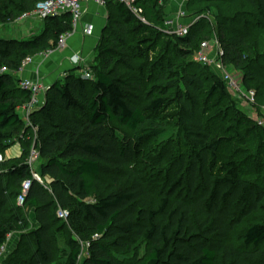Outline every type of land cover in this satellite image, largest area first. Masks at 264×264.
Segmentation results:
<instances>
[{"label":"trees","instance_id":"obj_1","mask_svg":"<svg viewBox=\"0 0 264 264\" xmlns=\"http://www.w3.org/2000/svg\"><path fill=\"white\" fill-rule=\"evenodd\" d=\"M42 1L0 0V25L32 14ZM161 1L138 0L149 25L141 23L126 6L109 3V18L115 17L119 23L106 27L97 64L90 68L92 77L85 79L72 70L50 88L46 105L32 115L38 128L35 148L40 153V174L44 184H49L34 181L25 205L0 218L1 255L10 235L28 232L25 210L32 208L35 214V225L27 234L33 241V253L28 261L11 264H56L53 232H63L68 226L82 243L89 244L85 264H128L121 255L138 251L139 242L147 249L138 264H217L218 259L222 264H264V222L246 229L242 248L230 242L237 224L264 210V173L247 180L240 162L223 155L227 143L243 137L246 113L238 112L239 125L232 138L213 136L205 121L203 98L208 106L215 99L218 105L235 100L218 74L205 77L189 64L197 53L193 29L203 20L187 37L168 35L160 30L167 15L160 8ZM244 1L251 9L232 17L219 16L214 32L221 42L223 63L243 75L246 88L257 91L260 87L251 85L257 70H262L256 65L264 61L257 60L262 55L246 39L250 35L244 28L264 29V0ZM163 2L166 8L167 1ZM205 11L211 14L210 9ZM44 22L43 33L30 39L0 38V146L20 143L24 157L4 175L0 173L3 202L15 194L17 201L23 182L32 178L27 160L35 138L22 115L31 95L21 88L16 74L24 60L56 49L61 36L73 31L70 15ZM243 26L239 32L231 31ZM159 47L164 54L153 64L150 79L156 77L167 86L152 95L145 112L130 99L131 84L127 73H122L147 75L146 66L137 62L149 60ZM4 67L8 72H1ZM168 104L179 110L178 123L187 143L180 158L173 157L155 195L149 182L133 173L125 175L123 187L109 188L94 202L89 201L97 185L103 188L105 169L111 173L132 168L143 147L167 132L158 116ZM8 164L4 159L0 167ZM2 177L13 186L6 189ZM60 208L68 211V222L57 218ZM67 243L70 253L62 264H79L80 242L70 238ZM16 257L21 258L20 253Z\"/></svg>","mask_w":264,"mask_h":264},{"label":"rangeland","instance_id":"obj_2","mask_svg":"<svg viewBox=\"0 0 264 264\" xmlns=\"http://www.w3.org/2000/svg\"><path fill=\"white\" fill-rule=\"evenodd\" d=\"M163 1L164 0L160 3V8L167 10L171 3H168V5L166 4L167 7L165 8ZM178 1H181V5L173 6V9H170V12L166 13L172 14L179 8L185 9L186 12L192 16L191 18H188L187 23H190L193 17H200V21L203 20V22H201L197 28L195 27L193 29L195 48L197 49V52H199L202 43H209L212 48L211 57L213 59L216 57L219 58V53L222 50L221 42L217 36L218 34L214 32V30L218 28L219 16L225 17L229 14L231 15L229 17H232L236 13L246 12L251 9L244 0H223L218 2L191 0L189 5L182 4L183 0ZM206 9H210L211 14L205 11ZM107 12L108 17L105 20L106 22L99 27V30H97L94 37L87 40V38L77 35L75 36L74 41L72 40L73 43H71L72 41L70 43L67 42L65 48L56 51H54L55 49H52L53 54L48 59L38 60L37 62L40 64H37L36 67L41 71H38L37 74L28 76L29 79H41V72L46 73V71L55 64L57 71L55 73L53 72V69L52 71H48L46 74L47 77L50 79V82H54V84L57 81L64 80L68 73L72 72L71 69H74L70 63V59L74 55H77L84 60L83 64H85V68L87 67L90 69L96 65L99 56V48L103 43V35L106 27H112V24L119 23L118 19L116 20L115 17L109 18V11ZM45 25L46 23L40 21L36 16H23L14 23L0 25V38L12 39L21 37L22 39H30L34 36L42 34ZM244 27L245 26L239 28V30L231 29V31L239 32ZM113 28H115V26H113ZM253 29L254 28L251 26L244 28V33H246V35H250L247 36L246 39L250 42V44L254 46L257 45L255 48L258 49L259 55H262V59H260V56L257 57V60L264 61V29ZM145 35L146 37H150L151 33L145 30ZM50 43H52V41ZM163 54L164 52L162 48L159 47L157 51L151 53L149 60L146 61L145 59L142 62H137V65L143 64L147 68L148 73L144 77L137 72L125 71L122 73V75L127 73V80L131 84V90L129 89L131 91L130 99L145 112L152 95L157 92H162L167 86V82L157 81L156 77L150 79V70L153 64L161 58ZM67 58L69 59L67 60ZM192 63L196 64L195 59L190 60L189 64L191 66H195V68H193V66L192 68L196 69L199 73L204 74L205 77L209 76L210 78L211 75H214L215 73L218 74L215 69L210 66L204 67ZM258 66L261 67L262 70H257L258 76L256 77L255 75L253 81L254 83L251 85L254 86L253 88L256 86L260 87H257L258 90L256 91V88L248 89L245 85H243V75L241 73H236L235 70L225 65L227 72L234 76V81L239 85V87L242 86L245 90L256 92V100L254 104L248 103V101L242 97L241 94L233 91L230 94L235 102L231 99L230 101L218 105L216 104L215 99L213 104L210 103L208 106L207 103H205L206 100L203 98V106L205 107L204 109L206 112L205 121L208 123L209 129L216 138H232L235 135V128L239 125V123L236 122L238 119V112L242 110L246 113L247 121L245 126L243 125L241 132L243 137L241 139L238 138V141L237 138H235L236 141L227 143L226 146L223 147V155L225 158L240 162L247 180H255L258 177L259 172H262V174L264 173V127L259 126L257 122L258 119H264V64L256 65V67ZM58 72L59 74H57ZM46 75L44 74L43 76L45 77ZM16 76L20 79L19 75L16 74ZM41 82H43L44 86H50L49 84L44 83V80L42 81V79ZM171 95L173 98L175 96V91H172ZM178 113L179 110L174 107V104H168V106L158 116L160 122L166 125L167 132L162 137L152 140L143 147L140 157L134 161L132 168H128L127 170L114 169L111 173L105 169L104 171L106 173L102 176L103 188L100 190L99 185H97L95 194L89 199V201L94 202L102 192L104 193L109 188L117 190L123 187L127 182L125 175L133 173L142 175L146 182H149L148 186L150 185L149 189L152 192V195H155L157 190L155 188L158 187V183H160L161 178H164L166 173L169 172L168 167L171 166L170 163L172 162L173 157L180 158L181 153H184L186 149L185 143H187V140L183 134H181V126L178 123L179 120L177 118ZM255 125L261 128H258ZM22 154L23 148L20 143L15 145L7 143L4 146H0V155H3L4 159H8L10 163L8 166L0 167L1 176L4 175L9 166L13 164H20L23 161L20 158L23 157ZM168 155L170 157H168ZM164 156H167L168 158L165 160V165L160 166L161 161L165 158ZM2 179L6 189L13 186L8 179L3 177ZM48 184L49 181L45 182L44 185L47 187ZM10 191H12V189H9V191L7 190V195ZM4 193L6 195V192ZM15 196L16 194L12 195V198H8L6 202H3V199L0 198V218L10 216L11 213L18 208L19 205ZM24 216L29 223V230L27 233L12 234L8 237L6 245L1 249L0 264H11L13 261L20 262L21 259H26L28 261L31 257L33 253V241L30 238L27 239V234H29L35 225L34 210L32 208H27L24 212ZM255 222H264V210H260L258 213L245 219L242 223L237 224V226L231 231L230 242L234 247H243L244 232ZM53 237L56 251V264H62L66 261L67 255L70 253V247L67 243L68 240L72 238L78 242L81 241L69 226L67 227V230L63 232L54 231ZM137 247L139 249L138 251L129 255H121L122 259L128 264H138L140 258L145 256L147 246L144 243L139 242ZM17 253H20L21 258L16 257ZM86 255V251H84L79 264H85ZM217 264H222L220 259H218Z\"/></svg>","mask_w":264,"mask_h":264},{"label":"built area","instance_id":"obj_3","mask_svg":"<svg viewBox=\"0 0 264 264\" xmlns=\"http://www.w3.org/2000/svg\"><path fill=\"white\" fill-rule=\"evenodd\" d=\"M166 1L168 4L171 2L173 3L175 0ZM190 1L191 0H183L182 4L188 5ZM109 3L122 4L126 6V8L131 12V14L135 16L141 23L149 25L148 20L145 17L143 8H141L138 4V0H44L37 4L32 14L26 15L25 17L36 16L40 21L44 22L50 18H61L65 15L71 16L73 31L65 33L61 36L58 42V46L54 50L56 51L65 48L67 42L74 37L75 31L84 16L85 6L94 4L98 7L106 9ZM191 17L192 16L189 15L185 9L179 8L176 12L172 14H167L166 17H164L163 27L160 30L171 36L187 37L190 34L191 28L200 21V17H193L192 21L190 23H187L188 18ZM92 33L93 26L91 25L86 26L83 30L84 35L91 36ZM211 50L212 48L210 47L209 43H202L200 51L197 52L194 56L195 61L201 65L210 66L214 68L215 71L219 74L220 78L226 83L229 93H231L232 91L237 92L241 94L242 97H244L248 101V103L254 104L256 100V92L245 90L242 88V86L239 87V85L236 84L234 81V76L227 72L225 68V64L222 60V50L219 53V58L216 57L214 59L211 57ZM52 54L53 50H49L47 52L37 55L36 57H28L22 63L17 75L21 77L29 68L34 65L37 66V64H40L37 63L38 60H46ZM70 63L73 68H75L77 72L83 76V78L90 79L92 77L90 69L84 67V60L81 57L77 55L72 56L70 59ZM1 72L6 73L8 72V69L4 67ZM20 80L21 88L25 91H28L31 95L30 101L25 104L22 108V115L26 127L32 129L35 138L33 147L31 148L30 155L27 160V165L30 168L32 178L23 182L21 194L17 199L18 205L20 207H23L25 205L27 195L32 188L33 182L36 181L44 185L40 174V153L35 148L38 128L33 125L31 117L36 111L40 110L46 105L47 93L51 87L44 86L43 82H41L39 78H26ZM257 122L259 126L264 127V119H258ZM3 161V155H0V162ZM57 217L62 221L68 222L69 213L67 210L60 208L57 211ZM80 244L83 248L84 253L89 244H84L82 242H80Z\"/></svg>","mask_w":264,"mask_h":264},{"label":"crops","instance_id":"obj_4","mask_svg":"<svg viewBox=\"0 0 264 264\" xmlns=\"http://www.w3.org/2000/svg\"><path fill=\"white\" fill-rule=\"evenodd\" d=\"M175 5H181V1H178V0H175L173 3L171 2V5H170V7H168V9L166 10V12L167 13H169L170 12V9H173V6H175ZM84 9H85V12H84V16H83V18H82V21L79 23V25H78V27H77V29H76V31H75V35H74V37L73 38H71L68 42L70 43L72 40L74 41V39H75V36H77V35H81V36H83L84 38H87V40L88 39H90V38H92V37H94L95 35H96V33H97V30H99V27L101 26V25H103L106 21V19H107V17H108V9L106 8H101V7H98V6H96V5H87V6H85L84 7ZM177 11V10H176ZM176 11H174V12H176ZM89 25H91V26H93V33H92V35L91 36H88V35H84L83 34V30H84V28L86 27V26H89ZM18 40H21L22 38L21 37H16ZM16 38H12V39H16ZM25 39H29V38H25ZM73 41L71 42V43H73ZM69 58H67V60H68ZM68 62V61H67ZM55 64L54 65H52L50 68H49V70H47L46 71V73L44 72H41L42 74V76H41V79H42V81L44 80V83H46V84H49L50 86L49 87H51L53 84H54V82H50V79L47 77V73H48V71H52V69H53V72L55 73L56 71H57V69L55 68ZM71 70H75V68L74 69H71ZM38 71H41V70H39L35 65L34 66H32L31 68H29L21 77H20V79H26V78H29L28 76H30V75H33V74H37L38 73ZM46 75L45 77L43 76V75ZM57 74H59V72L57 73ZM44 77V78H43ZM40 79V80H41ZM52 80H54V79H52ZM57 80V79H56Z\"/></svg>","mask_w":264,"mask_h":264}]
</instances>
